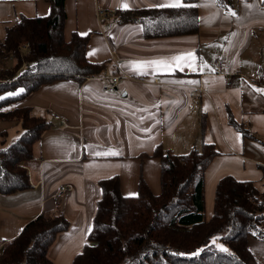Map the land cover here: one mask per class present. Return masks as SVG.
I'll use <instances>...</instances> for the list:
<instances>
[{
	"label": "crops",
	"instance_id": "0c3cea01",
	"mask_svg": "<svg viewBox=\"0 0 264 264\" xmlns=\"http://www.w3.org/2000/svg\"><path fill=\"white\" fill-rule=\"evenodd\" d=\"M123 2L128 9H137L156 7L162 0H64L65 40L73 32L89 34L86 59L112 64L103 75L80 84L72 79L55 80L2 107H30L50 125L26 165L30 186L0 194V245L14 239L39 214L54 213L59 203L68 226L56 233L46 256L51 264H71L91 229L100 198L99 180L117 176L121 195L134 196L130 194H136L142 178L153 194L159 193L160 163L151 155L157 144L175 154L201 142L213 145L217 153L204 171L205 220L211 216L220 178L229 175L264 188V94L254 91L264 89L261 0H233L228 9L214 0H197V33L157 38H144L138 23L112 21L111 12L122 9ZM98 10L105 12L104 19L97 15ZM48 11L44 0H0V41L5 27L20 16H44ZM93 50L97 51L90 56ZM189 52L202 58L208 68L143 76L128 69L131 61L168 59ZM215 60L223 62L222 74L216 72ZM114 75L119 80L114 91L108 92L104 88ZM188 80L199 83H175ZM49 112L62 119L50 118ZM229 114L255 139L243 137L229 122ZM17 127L16 121L0 119V133H6V140ZM109 149L119 155H94ZM60 186L64 190L57 197ZM261 227L264 231V220ZM246 244L257 264H264V240L249 235Z\"/></svg>",
	"mask_w": 264,
	"mask_h": 264
},
{
	"label": "trees",
	"instance_id": "16d2710c",
	"mask_svg": "<svg viewBox=\"0 0 264 264\" xmlns=\"http://www.w3.org/2000/svg\"><path fill=\"white\" fill-rule=\"evenodd\" d=\"M44 1L49 4L46 15L20 16L5 27L0 41V55L12 59L10 67L0 66V95L24 90L0 99V119L16 121L20 128L9 144L6 133H0L1 195L30 186L26 165L50 125L30 107H2L17 103L43 84L59 79L80 84L112 66L108 60L92 63L86 59L89 34L73 32L65 40L64 0ZM232 1L216 3L227 9ZM184 2L196 5L197 0ZM111 14L114 23H138L144 38L193 34L199 28L197 7L115 9ZM229 122L243 137L255 139L230 114ZM216 153L213 145L204 142L182 154L157 144L151 155L160 163L158 194L142 178L134 196L121 195L117 176L99 180L100 198L91 229L71 264H257L246 239L251 235L264 240V188L259 183L229 175L220 178L211 216L204 218V171ZM67 226L58 203L54 213L39 214L14 239L2 244L0 264H51L47 249L56 233ZM221 244L228 253L219 251Z\"/></svg>",
	"mask_w": 264,
	"mask_h": 264
},
{
	"label": "snow or ice",
	"instance_id": "6c2138e0",
	"mask_svg": "<svg viewBox=\"0 0 264 264\" xmlns=\"http://www.w3.org/2000/svg\"><path fill=\"white\" fill-rule=\"evenodd\" d=\"M214 2H219V0H214ZM159 8H191V7H197L200 5H194L191 3H185L184 0H162L161 3L155 5ZM206 6V5H205ZM129 5L126 2H123L121 4L122 9H128ZM231 16H235V12L229 13ZM95 51L89 53V55H94ZM199 60V66H197V61ZM185 68H188L190 71L196 72L200 71L203 72L205 68H208V65L205 64L202 60V58H198L194 53H184L177 56H173L168 59H160V60H151V61H131L128 64L129 71H132L135 75H148L150 72L152 74H163V73H174L175 71H183ZM209 71H214V69L209 68ZM221 81L223 82V78H221ZM175 83H187L191 85H196L199 83L198 80H188V81H175ZM207 83V82H205ZM23 89L18 90L16 93H11L9 95H19L23 92ZM85 91H89V89H85ZM255 92L264 94V89L260 88H254ZM5 97H0V99H3ZM159 105H156L158 107ZM146 131H150V129H146ZM69 147L75 149V145H69ZM94 155L96 156H116L119 155L118 152L109 149L108 151L104 152H95ZM135 195V194H130ZM213 244H216V240H213ZM220 252L228 253V249L224 247L222 244L217 245ZM200 253H193L192 255H199Z\"/></svg>",
	"mask_w": 264,
	"mask_h": 264
},
{
	"label": "built area",
	"instance_id": "2783aa9c",
	"mask_svg": "<svg viewBox=\"0 0 264 264\" xmlns=\"http://www.w3.org/2000/svg\"><path fill=\"white\" fill-rule=\"evenodd\" d=\"M97 15H98L99 17L103 18V19H104V17L106 16V14H105V12H104L103 10H98ZM26 47H27L26 44L23 45V48H26ZM6 58H8L7 55H5V54L0 55V59H6ZM222 64H223V62H222L221 60H215V62H214L215 70H216V72L219 73V74H222V72L220 71V70H221V67H222ZM225 78H226V80H225V85H226V86L230 85V81H231V80H230V76L227 74V75L225 76ZM118 80H119V76H117V75L112 76V77L110 78V84H109L108 86H106L104 89H105L106 91H108V92H112V91H114L115 86H116ZM48 116H49L50 118L54 119V120H61V119H62L61 116H59L58 114H55L54 112H49ZM63 190H64V187H63V186H60V187H59V190H58V192H57V194H56V196H57V197H60L61 194H62V192H63ZM1 249H2V245H0V254H1Z\"/></svg>",
	"mask_w": 264,
	"mask_h": 264
},
{
	"label": "rangeland",
	"instance_id": "374dc122",
	"mask_svg": "<svg viewBox=\"0 0 264 264\" xmlns=\"http://www.w3.org/2000/svg\"><path fill=\"white\" fill-rule=\"evenodd\" d=\"M1 36H2V34H0V37ZM11 65H12V59H8L5 62L4 61L0 62V66H3V67H10ZM19 134H20V128L19 127L12 129L9 132L8 138L6 140V144H9L10 142H12Z\"/></svg>",
	"mask_w": 264,
	"mask_h": 264
}]
</instances>
